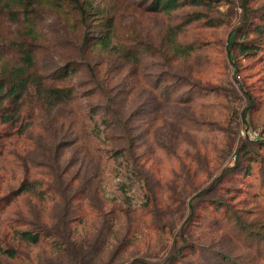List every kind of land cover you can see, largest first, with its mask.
Here are the masks:
<instances>
[{"label":"rangeland","instance_id":"obj_1","mask_svg":"<svg viewBox=\"0 0 264 264\" xmlns=\"http://www.w3.org/2000/svg\"><path fill=\"white\" fill-rule=\"evenodd\" d=\"M81 1L0 0V264H264V0Z\"/></svg>","mask_w":264,"mask_h":264},{"label":"trees","instance_id":"obj_2","mask_svg":"<svg viewBox=\"0 0 264 264\" xmlns=\"http://www.w3.org/2000/svg\"><path fill=\"white\" fill-rule=\"evenodd\" d=\"M71 5H73L76 9L79 10L83 24L88 29L100 30L101 36L97 40V44L101 47L107 49L111 43V37L108 35L107 27L109 26V20L104 17V14L97 8L94 7L92 3L82 2L81 0H66ZM179 6V0H155L154 10L155 11H171ZM245 19L248 16V8L246 6V2L243 3ZM102 15L101 23L94 25H90V20L94 18L97 14ZM95 31V32H96ZM106 35H104V33ZM235 35L232 34L229 41V46L233 44ZM23 55L24 65L27 67H32L34 58L33 53L30 50H21ZM229 52L231 53V47H229ZM25 66L20 68H14L11 73L4 78L3 81H0V108L3 106L4 102L9 100L10 103H17L22 99L25 90L28 88V84L31 81V78L27 75V70ZM262 142V141H261ZM260 142V143H261ZM26 236L33 237L31 233L26 232ZM33 239V238H32ZM36 240V239H35ZM3 255H7L9 258H14L16 256V251L12 249L2 250Z\"/></svg>","mask_w":264,"mask_h":264},{"label":"built area","instance_id":"obj_3","mask_svg":"<svg viewBox=\"0 0 264 264\" xmlns=\"http://www.w3.org/2000/svg\"><path fill=\"white\" fill-rule=\"evenodd\" d=\"M241 135L251 141H257L260 139V134L253 129H243L241 131Z\"/></svg>","mask_w":264,"mask_h":264}]
</instances>
